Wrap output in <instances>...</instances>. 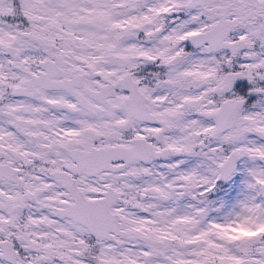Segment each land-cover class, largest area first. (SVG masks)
I'll return each mask as SVG.
<instances>
[{
	"label": "snow or ice",
	"instance_id": "snow-or-ice-1",
	"mask_svg": "<svg viewBox=\"0 0 264 264\" xmlns=\"http://www.w3.org/2000/svg\"><path fill=\"white\" fill-rule=\"evenodd\" d=\"M0 264H264V0H0Z\"/></svg>",
	"mask_w": 264,
	"mask_h": 264
}]
</instances>
